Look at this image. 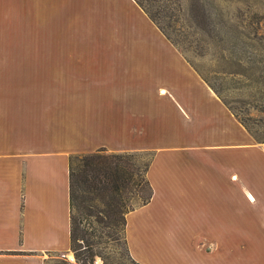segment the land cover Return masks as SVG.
I'll return each instance as SVG.
<instances>
[{
  "label": "crops",
  "instance_id": "0c3cea01",
  "mask_svg": "<svg viewBox=\"0 0 264 264\" xmlns=\"http://www.w3.org/2000/svg\"><path fill=\"white\" fill-rule=\"evenodd\" d=\"M149 17L0 0V264L71 252L70 159L100 149L153 152L152 199L126 216L138 264H264V142Z\"/></svg>",
  "mask_w": 264,
  "mask_h": 264
},
{
  "label": "rangeland",
  "instance_id": "374dc122",
  "mask_svg": "<svg viewBox=\"0 0 264 264\" xmlns=\"http://www.w3.org/2000/svg\"><path fill=\"white\" fill-rule=\"evenodd\" d=\"M137 1L242 120L250 135L264 141V0ZM122 154L143 155L145 162L153 157V152ZM132 205L142 207L138 198ZM81 228L93 236L88 239L89 247L84 240L78 242L80 259L73 251L55 253L46 256L45 264H138L127 250L124 231L109 239L94 218L84 219ZM253 228L264 237V227ZM249 243L251 249H264L259 240ZM243 245L239 240L234 247ZM235 258L237 264H258V258Z\"/></svg>",
  "mask_w": 264,
  "mask_h": 264
},
{
  "label": "trees",
  "instance_id": "16d2710c",
  "mask_svg": "<svg viewBox=\"0 0 264 264\" xmlns=\"http://www.w3.org/2000/svg\"><path fill=\"white\" fill-rule=\"evenodd\" d=\"M135 1L142 7L137 0ZM149 18L158 25L151 16ZM159 28L171 41L163 29L160 26ZM211 89L218 94L214 87L211 86ZM151 160L152 158L145 162L143 155L109 153L105 149L71 157L69 190L71 251L78 259H80L78 242L84 240L89 247L91 243L88 239H92L93 236L81 228L84 219L94 218L95 222L107 231L104 236L111 239L119 232L124 231L125 234L126 216L137 207L132 205V201L138 198L142 206L151 201L154 189L147 178Z\"/></svg>",
  "mask_w": 264,
  "mask_h": 264
}]
</instances>
